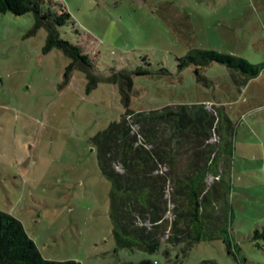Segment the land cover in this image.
Segmentation results:
<instances>
[{"label": "rangeland", "instance_id": "1", "mask_svg": "<svg viewBox=\"0 0 264 264\" xmlns=\"http://www.w3.org/2000/svg\"><path fill=\"white\" fill-rule=\"evenodd\" d=\"M51 1L70 15L60 36L89 57L98 82L78 68L65 77L70 60L59 49L45 53L46 30L29 35L32 14H0V211L22 222L45 260L264 264V241L255 239L264 226V0H235L230 13L200 0ZM197 49L263 69L242 87L237 73L212 63L198 80L195 66L179 68ZM125 70L131 111L203 102L217 110L210 143L224 181L212 196L224 201L205 211L215 226L190 250L167 246V236L157 253L115 244L113 186L92 138L127 110Z\"/></svg>", "mask_w": 264, "mask_h": 264}, {"label": "trees", "instance_id": "2", "mask_svg": "<svg viewBox=\"0 0 264 264\" xmlns=\"http://www.w3.org/2000/svg\"><path fill=\"white\" fill-rule=\"evenodd\" d=\"M55 5L51 0H0V14H32L34 25L29 35L41 28L46 30L45 53L59 49L70 60L65 77L78 68L87 73L90 85L97 84L89 57L60 36L58 27L65 26L70 15L62 6L55 8ZM212 63L225 65L237 73L240 77L236 82L242 87L260 76L263 69L242 57L200 49L189 51L179 62V68L195 66L200 80L202 69ZM136 74L146 76L150 72L138 70ZM120 75L126 87L123 101L127 110L119 121L92 138L100 170L113 186L110 217L115 244L157 253L167 236V246L183 244L186 251L190 250L194 244L208 239L205 228L215 226L205 219V211L209 208L214 211L224 201L220 194L212 196L223 179L217 166V150L210 143L219 129L217 110L202 103L167 106L149 112L131 111L132 74L125 70ZM210 176L218 178L211 186L207 183ZM170 213L171 219L167 217ZM255 239L264 241V226L256 231ZM0 264L81 263L43 259L22 222L0 211ZM137 264L156 263L147 260Z\"/></svg>", "mask_w": 264, "mask_h": 264}, {"label": "crops", "instance_id": "3", "mask_svg": "<svg viewBox=\"0 0 264 264\" xmlns=\"http://www.w3.org/2000/svg\"><path fill=\"white\" fill-rule=\"evenodd\" d=\"M200 1H201L200 2L201 6L211 7V9L214 10V13L218 12L220 8H224L228 10V13H230L231 11H233V7L236 4L235 0H200ZM203 103L209 104V102H203Z\"/></svg>", "mask_w": 264, "mask_h": 264}, {"label": "clouds", "instance_id": "4", "mask_svg": "<svg viewBox=\"0 0 264 264\" xmlns=\"http://www.w3.org/2000/svg\"><path fill=\"white\" fill-rule=\"evenodd\" d=\"M168 216H169V214H168Z\"/></svg>", "mask_w": 264, "mask_h": 264}]
</instances>
